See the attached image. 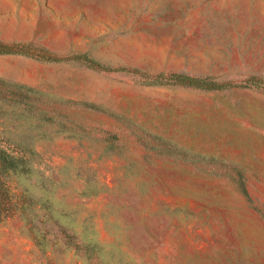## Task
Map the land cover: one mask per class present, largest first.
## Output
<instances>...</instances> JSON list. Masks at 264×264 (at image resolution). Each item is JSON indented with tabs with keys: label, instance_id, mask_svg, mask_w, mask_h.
I'll return each mask as SVG.
<instances>
[{
	"label": "rangeland",
	"instance_id": "1",
	"mask_svg": "<svg viewBox=\"0 0 264 264\" xmlns=\"http://www.w3.org/2000/svg\"><path fill=\"white\" fill-rule=\"evenodd\" d=\"M0 41L111 69L0 54V264H264V0H0Z\"/></svg>",
	"mask_w": 264,
	"mask_h": 264
},
{
	"label": "trees",
	"instance_id": "2",
	"mask_svg": "<svg viewBox=\"0 0 264 264\" xmlns=\"http://www.w3.org/2000/svg\"><path fill=\"white\" fill-rule=\"evenodd\" d=\"M0 54H20L32 56L44 62H58L61 60H74L83 62L92 69L110 71V68L102 66L96 60L90 58L87 54H74L68 58L58 57L44 49H37V53L32 52V48L24 44H6L0 41ZM130 71V70H128ZM138 73L137 71H133ZM142 75H145L142 73ZM148 84L163 85V84H178L184 87L204 90H221L230 87V83H218L209 78L194 77L182 73L158 74L153 78H147ZM241 87H254L264 90V80L257 77H250L240 84ZM19 170L27 172V160L18 152L7 150L0 144V217L5 218L10 214V208L7 207L8 190L3 182L2 176L10 171ZM240 191L248 197V191L245 184L241 181L239 184ZM7 200V201H6ZM6 205V206H5Z\"/></svg>",
	"mask_w": 264,
	"mask_h": 264
}]
</instances>
